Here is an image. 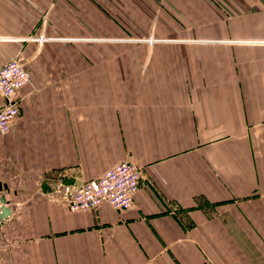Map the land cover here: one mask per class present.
Masks as SVG:
<instances>
[{
  "label": "crops",
  "instance_id": "0c3cea01",
  "mask_svg": "<svg viewBox=\"0 0 264 264\" xmlns=\"http://www.w3.org/2000/svg\"><path fill=\"white\" fill-rule=\"evenodd\" d=\"M18 55L0 264H264V0H0ZM125 160L130 209L47 195Z\"/></svg>",
  "mask_w": 264,
  "mask_h": 264
},
{
  "label": "built area",
  "instance_id": "2783aa9c",
  "mask_svg": "<svg viewBox=\"0 0 264 264\" xmlns=\"http://www.w3.org/2000/svg\"><path fill=\"white\" fill-rule=\"evenodd\" d=\"M38 39L43 41L44 37ZM30 81L31 75L21 55L0 66V93L7 100V104L0 109V134H7L12 129L20 114L18 94ZM144 178V170L138 163L125 160L107 169L99 178L85 181L80 186H65L60 194L47 195L73 212L97 210L105 203L124 211L136 204L135 197Z\"/></svg>",
  "mask_w": 264,
  "mask_h": 264
},
{
  "label": "water",
  "instance_id": "95a60500",
  "mask_svg": "<svg viewBox=\"0 0 264 264\" xmlns=\"http://www.w3.org/2000/svg\"><path fill=\"white\" fill-rule=\"evenodd\" d=\"M8 188H9L8 184H3L2 182H0V193L4 189L8 190ZM0 203H1L0 218L5 219L11 215L12 208L8 205L9 201H7L6 196L4 194H0Z\"/></svg>",
  "mask_w": 264,
  "mask_h": 264
}]
</instances>
